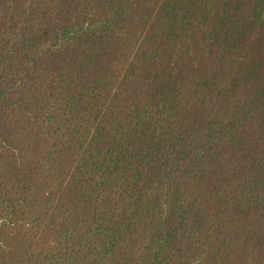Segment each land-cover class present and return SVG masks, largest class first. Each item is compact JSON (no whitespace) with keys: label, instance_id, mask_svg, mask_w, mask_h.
Wrapping results in <instances>:
<instances>
[{"label":"rangeland","instance_id":"1","mask_svg":"<svg viewBox=\"0 0 264 264\" xmlns=\"http://www.w3.org/2000/svg\"><path fill=\"white\" fill-rule=\"evenodd\" d=\"M106 1L0 0V264H264V0Z\"/></svg>","mask_w":264,"mask_h":264},{"label":"trees","instance_id":"2","mask_svg":"<svg viewBox=\"0 0 264 264\" xmlns=\"http://www.w3.org/2000/svg\"><path fill=\"white\" fill-rule=\"evenodd\" d=\"M105 2H106V4H107V6H110L108 3H107V1L105 0ZM111 7V6H110ZM115 13H118V12H112V7H111V11L109 12V14H108V18L110 17V16H112V14H115ZM82 16H87V15H84V14H82ZM104 27H107V26H104ZM102 33L104 34V35H107V33H105V32H102V31H100V34L102 35Z\"/></svg>","mask_w":264,"mask_h":264}]
</instances>
